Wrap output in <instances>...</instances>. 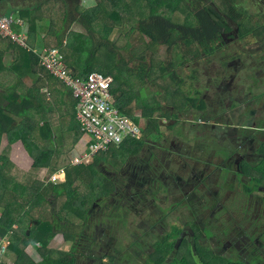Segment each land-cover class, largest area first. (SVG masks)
<instances>
[{
  "label": "flooded vegetation",
  "instance_id": "af4514ba",
  "mask_svg": "<svg viewBox=\"0 0 264 264\" xmlns=\"http://www.w3.org/2000/svg\"><path fill=\"white\" fill-rule=\"evenodd\" d=\"M226 1L205 0L220 15L223 43L203 57L227 60L223 70L207 74L196 93V72L190 75L184 96L170 105L169 135L142 134L140 150L127 151L121 167L104 175L110 194L99 192L101 183L95 188L84 225L56 230L74 264H264V0H245L246 10ZM229 41L233 55L223 47ZM112 190L117 203L89 227ZM103 218L117 222L119 237L101 234L98 241ZM85 226L84 263L77 229Z\"/></svg>",
  "mask_w": 264,
  "mask_h": 264
},
{
  "label": "trees",
  "instance_id": "16d2710c",
  "mask_svg": "<svg viewBox=\"0 0 264 264\" xmlns=\"http://www.w3.org/2000/svg\"><path fill=\"white\" fill-rule=\"evenodd\" d=\"M98 1L99 6L81 12L79 17L72 18L70 13L65 14L60 22L62 31L64 30L61 35L54 30H45L44 25L38 30L34 21L32 25L28 23L25 26L27 47L0 36V89L4 92L8 89L12 91H9L8 96L0 92V145L3 136L17 126L23 127L26 137L38 148L43 147L46 141L56 138L60 147L52 154L47 174L51 177L64 171L66 177L63 184H49L52 197L47 200L45 195L48 191L44 189L47 179L39 177L37 170L26 173L17 169L11 159L0 153V239L11 235L9 248L16 256L14 264H74L75 257L72 254L52 252L56 230L63 228L66 231L69 226L84 225L86 209L99 196L95 188L100 183L99 192L107 196L110 194L104 187L106 179L100 174L101 159L112 152V157L115 158L113 160L119 161L127 151L139 149V143L144 141L130 139L120 148L112 147L107 153L98 155L89 165H72L75 152L81 149L85 140L77 121L78 101L70 87L40 66L39 53L44 48L61 47L66 64L77 76L87 77L94 71L115 76L112 94L117 107L138 125L141 126L145 121L144 128L149 130L160 127L157 114L163 110L161 106L154 107L147 101L143 106L136 105L138 100L131 94L134 85L128 75L141 71L143 77L147 73L149 77L155 75L161 78L162 90L167 93L169 104L173 105L178 101L175 97L181 95L183 88L190 84L181 81L171 63L162 64L160 72L156 73L155 69L149 68L147 62L137 67L130 66L127 58L119 57V49L126 50L131 46L122 35L140 32L150 40L148 48L155 51L160 47L171 50L174 48L175 51L180 50L179 55H186L184 48L193 46L190 50L196 55L211 56L218 52L223 43L218 26L220 15L212 12L213 9H207L205 0H145L148 3L140 0ZM199 3L204 4V7L199 8ZM123 5L139 7L133 16H121L118 12H125L119 11L124 8ZM5 13L7 12H0ZM168 13L169 17H166L165 14ZM108 17L115 20L106 34H116V50L107 47H113L111 42L106 44L98 41L99 29L101 26L107 27L108 23L104 20ZM74 22H79L88 33L69 32L70 25ZM4 42L8 45L2 48L1 44ZM47 43L51 45L48 46ZM40 47H43L42 51ZM105 47L110 49L108 54L116 51V62L104 64L102 53ZM136 49H141V46ZM8 52L10 62L6 57ZM185 62L180 60V65L184 66ZM110 66L115 69L111 70ZM36 75H39L38 83L22 90L24 79ZM16 80L18 82L13 86ZM193 85L194 83L191 84ZM42 88L45 92H42ZM139 109L144 112L142 117L145 120L136 117ZM107 160L109 159L105 158ZM24 218L35 223L31 230L26 227ZM63 223L66 224L61 226ZM32 246L39 247L40 262L34 261L27 254V249Z\"/></svg>",
  "mask_w": 264,
  "mask_h": 264
},
{
  "label": "rangeland",
  "instance_id": "374dc122",
  "mask_svg": "<svg viewBox=\"0 0 264 264\" xmlns=\"http://www.w3.org/2000/svg\"><path fill=\"white\" fill-rule=\"evenodd\" d=\"M80 1L81 0H0V12L6 11L7 13H12V15L14 16V19H21L24 22L25 26H27L28 23L32 25L33 22L35 21L36 27L38 30L41 28V25H44L43 28L45 30H48V31L54 30L55 33L61 35L64 32V30L62 31L60 22L62 21V18L65 14L70 13V17L73 18L74 16H77V17L81 16L82 15L81 12L84 13L87 10H91V8L83 9L82 7H80V5L83 2H86V0H82L81 2ZM140 1L143 3L145 2V0H140ZM148 2L149 1H146L145 3H148ZM229 2H230L229 0L226 1L227 4ZM231 2H235V0H232ZM207 4H210V5L214 4L213 0H209ZM229 5H232V3H230ZM235 5H237V9L239 10H242V9L246 10L245 8L249 9L250 7L249 3H246L245 0H237ZM123 6L124 8L122 7V9H120L119 11H125V12L124 13L118 12L121 16H126V15L133 16L135 12L137 11V8L139 7L136 5L134 7L133 6L127 7L125 5ZM203 7H204V4L201 5L199 8H203ZM216 8L219 9L218 6H216ZM114 9H117V8H114ZM220 11L224 13V15H226V11H224L223 9ZM246 12L248 13L251 11L247 10ZM165 16L169 17V13L165 14ZM70 17H68L67 20H69ZM108 18L104 20L105 22L108 23L106 24L107 27L101 26L99 29L98 41L102 43H106V44L111 42L113 44V47L111 48L109 45L107 47H109L110 49L114 48L116 50V44H117L115 40L116 34L114 33L113 36L106 34V32L110 30L109 27L111 28V25H113V22H115V20H112L110 18L108 20ZM71 25H70L71 28L74 27L78 31L83 30V32L81 33H85V34L88 33L85 27H83L79 22H74ZM69 32H71L70 29H69ZM96 36H97V33H96ZM8 38L12 42H14L11 39V37H8ZM122 38H125L126 40H128L127 43H130L131 46L126 50L119 49L121 50V54L119 55V57L127 58V61L128 62L130 61V64H129L130 66L137 67L140 64L147 62L149 68L155 69V73H156V72H160V67L162 64L167 65L166 63L168 64L171 63L172 65H174L175 72L178 74V76L182 80L190 84L192 82L188 79V77H190V75H193V73L196 72L198 80L194 82V84L197 83L196 86L194 85V88H195L194 93H196V90L204 89V85L202 83L207 81L208 79L207 74L212 76V74H216L222 71L223 68L221 64L227 63V60L222 59V58L217 59L215 57H212V58L203 57L200 54L196 55V53H193V51L190 50L194 48L193 46H191V48L189 49L188 47L184 48L183 51L187 52L186 55L184 54L179 55L180 50L175 51L174 48L171 50L168 47H160V48H157V51H155L153 48H148V43L150 42V40L148 39L147 36L141 35L140 32L135 33V34L134 33L124 34L122 35ZM26 43H27L26 45H28V42ZM47 44L48 46L51 45V43H47ZM231 44L232 42L229 41V43H227L228 46L227 45L223 46L225 47L224 50L226 52H229V55H233ZM7 45L8 43L4 42L1 44V47L5 48ZM139 46H141V49H136ZM107 47H105L102 53V58H103V62L105 65H108L110 61L116 62L117 60L116 51L113 50L111 54L109 53L110 54L109 55L108 52L110 49ZM221 53H224V52H221ZM6 57L7 59L11 58L9 52L6 54ZM180 60L186 61L184 63V66L180 65ZM212 66H215V67H212ZM122 67L124 68L125 66L122 64ZM213 68H214V71L212 73ZM110 69L114 70L115 67L110 66ZM128 77L134 85V88L131 94L135 97V100H138V102H136V105L140 104L143 106L145 101H147L154 107L161 106L163 110L162 112H159L157 114L158 115L157 117H159L160 122L164 121L159 124L160 127H156L155 129L148 130L147 128H144L146 127V122L143 121V124L140 126L142 134L144 136L151 137L152 139H155L157 134L161 136L160 138L168 136L169 135L168 134L169 133V111H170L169 108L171 104H169V99H168L169 97L167 96V93L164 90H162L163 80L159 77H155V75L154 76L151 75L149 77L147 73H146V76L143 77V74L141 73V71L137 72L136 74H132L131 76L128 75ZM38 78L39 76L37 75L36 78L32 76L30 79H24L25 80V82H23L24 86L22 85L23 88L21 89L24 90L26 87L34 86L35 84L38 83L37 82ZM17 82L18 81L16 80L13 83V86H16ZM9 91H11V89H8L7 92H4L3 89H0V92H3L4 96L6 95L8 96V94L10 93ZM43 91L44 89L42 88V92ZM183 96L178 95L177 97L175 96L174 97L177 100V99H181ZM187 102H191V100L187 98ZM143 113L144 112H142V110L139 109L137 112V115L143 116ZM158 128L160 129V132L158 131ZM58 147H60V145H59V141L56 138L46 141L44 146L41 148L33 146L29 138L26 137V133L23 127L17 126L9 134H6L5 136H3L1 145H0V153L4 154L9 159H11L15 167L17 169H21V171L23 172L30 173V172H34V170H37L38 173L40 174L39 177L41 176L42 179H47V181H45V184H48L51 178L47 174L48 166L51 162L53 152ZM112 154L113 153L111 152V154L104 156L105 158L109 159L107 161H105V158L101 159L102 160L101 163L102 162L103 163H102V166H100V174L103 176V178H105L104 175L106 173L111 172V171H116L118 167H121V164L118 161L117 162L115 160L112 161L113 159H115L112 157L113 156ZM110 178L113 179L112 180L113 183L115 182L117 184L118 177L111 176ZM62 181L63 183H65V180H62ZM113 183H111V185L109 186L114 187ZM52 185H58V184H53L52 182ZM49 186L51 185H45V188H44L45 190L48 191L47 194L45 195V198L47 200H50L52 197L51 195L52 193H51V190H49ZM112 194L114 195L113 190H112L111 195L108 198H101L102 200H108V201L103 203V206H100L102 211L96 214L98 219L93 222L89 221V225H88L89 227H94V225H96V223H98L101 220V218L106 214L105 208H110L113 205H115V203H117V200L115 198L116 194L114 196H112ZM98 203L100 204L101 200ZM127 208L129 209L131 208V206H128ZM95 213H96V210L92 215H95ZM128 213L130 212L128 211ZM143 215L145 217L146 213H143ZM23 221L25 222V225L27 228H29V230H31V228L35 225V223L31 221L29 222L25 218L23 219ZM104 223L105 225H103L102 227V230H104V232L99 234L98 241L102 238L100 236L101 234L107 237L112 236V235L114 237H119L120 233L116 232L118 231L117 222L105 221ZM130 224H133V221H130ZM137 225L138 224L135 222L134 227H136ZM128 227L129 229H131L129 225ZM85 228L86 226L84 228L77 229V232L82 233L84 237L79 244L82 257H83V254H86V252L83 250L89 244V241L88 239L85 238V236L90 237L89 232H87ZM6 244H7L6 239H3L0 244V249L2 250V248ZM32 247H33V250H35L38 253L37 248H34V246ZM51 249L53 253H60V251L62 253H66L70 249V244L66 243V240L64 239L63 236L59 235L57 237V240L56 238L54 239ZM93 255L100 256L99 252L96 250H94ZM37 258L38 256L35 257V259ZM81 262L85 263L84 257L81 260Z\"/></svg>",
  "mask_w": 264,
  "mask_h": 264
},
{
  "label": "built area",
  "instance_id": "2783aa9c",
  "mask_svg": "<svg viewBox=\"0 0 264 264\" xmlns=\"http://www.w3.org/2000/svg\"><path fill=\"white\" fill-rule=\"evenodd\" d=\"M0 36L11 39L20 46L26 45L28 36L21 19H14L10 13L0 14ZM39 63L52 77L62 81L72 89L77 99V121L85 140L73 157L72 165H89L100 154L112 147L120 148L130 139H141L140 125L126 116L116 105L112 94L115 78L99 71L87 77L77 76L66 64L61 47L44 48L39 53ZM139 118V116H137ZM64 171L51 176L48 184H62ZM9 242L0 249L6 254Z\"/></svg>",
  "mask_w": 264,
  "mask_h": 264
},
{
  "label": "crops",
  "instance_id": "0c3cea01",
  "mask_svg": "<svg viewBox=\"0 0 264 264\" xmlns=\"http://www.w3.org/2000/svg\"><path fill=\"white\" fill-rule=\"evenodd\" d=\"M82 1V0H81ZM80 1V2H81ZM97 6H99V1L98 0H86V2H83L81 5H80V7H82L83 9H93V8H96ZM72 26V25H71ZM70 30L71 31H73V32H78V33H81V32H83V30H81V31H78L77 29H75L74 27L73 28H71L70 27ZM82 34H85V33H82ZM39 44V43H38ZM40 44H42V43H40ZM42 49H43V47H40V50L42 51ZM40 50H39V52H40ZM10 62V61H9ZM39 76V75H38ZM34 78H36L37 77V75L36 76H33ZM42 87H43V85H42ZM15 162V161H14ZM10 237H11V235H10ZM10 237H5V238H3V239H6V241H8L9 242V245H10ZM1 241H2V239H0V244H1ZM39 247H37V251H38V253L35 251V250H33V247L31 248H28L27 249V254L34 260V261H36V262H40L41 260H40V258L41 257H39L40 255V253H39V249H38ZM29 250H31V251H29ZM29 252H31V253H29ZM36 256H38V258L37 259H35V257ZM0 264H14V262H15V260H16V256L10 251V248L8 247V250H7V253L5 254V255H0Z\"/></svg>",
  "mask_w": 264,
  "mask_h": 264
},
{
  "label": "water",
  "instance_id": "95a60500",
  "mask_svg": "<svg viewBox=\"0 0 264 264\" xmlns=\"http://www.w3.org/2000/svg\"><path fill=\"white\" fill-rule=\"evenodd\" d=\"M73 70V69H72ZM74 71V70H73Z\"/></svg>",
  "mask_w": 264,
  "mask_h": 264
}]
</instances>
